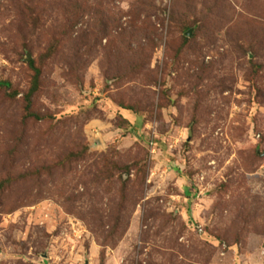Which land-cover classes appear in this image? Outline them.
I'll return each mask as SVG.
<instances>
[{
    "label": "rangeland",
    "instance_id": "rangeland-1",
    "mask_svg": "<svg viewBox=\"0 0 264 264\" xmlns=\"http://www.w3.org/2000/svg\"><path fill=\"white\" fill-rule=\"evenodd\" d=\"M0 81V264H264V0H0Z\"/></svg>",
    "mask_w": 264,
    "mask_h": 264
},
{
    "label": "trees",
    "instance_id": "trees-1",
    "mask_svg": "<svg viewBox=\"0 0 264 264\" xmlns=\"http://www.w3.org/2000/svg\"><path fill=\"white\" fill-rule=\"evenodd\" d=\"M74 4H78V2L76 1ZM69 11H70V18H69L68 26L69 28H71L73 25L79 24L80 23L79 20H81L84 17L85 7L84 5L79 7L76 12L74 10H69ZM29 65L34 72V76L31 80L30 89L28 93L25 95L26 114L28 118L34 117L38 121H40L42 120V118H40L38 115L32 112V103H33L32 101L39 90L40 78H41L42 72H41V69L35 66L34 62H31ZM0 88H5L8 90L11 88V84L9 82L0 81ZM12 183H13V180L11 178H8L6 180H1L0 181V191L4 190L8 185H12Z\"/></svg>",
    "mask_w": 264,
    "mask_h": 264
},
{
    "label": "water",
    "instance_id": "water-1",
    "mask_svg": "<svg viewBox=\"0 0 264 264\" xmlns=\"http://www.w3.org/2000/svg\"><path fill=\"white\" fill-rule=\"evenodd\" d=\"M187 35H188V37L191 36L190 33H188ZM263 155H264V154H263Z\"/></svg>",
    "mask_w": 264,
    "mask_h": 264
},
{
    "label": "crops",
    "instance_id": "crops-1",
    "mask_svg": "<svg viewBox=\"0 0 264 264\" xmlns=\"http://www.w3.org/2000/svg\"><path fill=\"white\" fill-rule=\"evenodd\" d=\"M126 112V111H125Z\"/></svg>",
    "mask_w": 264,
    "mask_h": 264
}]
</instances>
